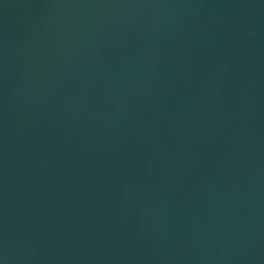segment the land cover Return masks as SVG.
<instances>
[{
    "label": "water",
    "instance_id": "1",
    "mask_svg": "<svg viewBox=\"0 0 264 264\" xmlns=\"http://www.w3.org/2000/svg\"><path fill=\"white\" fill-rule=\"evenodd\" d=\"M0 264H264V0H0Z\"/></svg>",
    "mask_w": 264,
    "mask_h": 264
}]
</instances>
